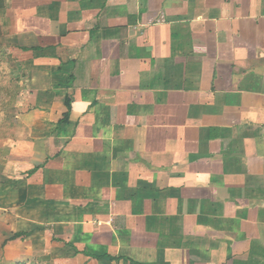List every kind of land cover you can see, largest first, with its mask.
Here are the masks:
<instances>
[{"label": "crops", "instance_id": "obj_1", "mask_svg": "<svg viewBox=\"0 0 264 264\" xmlns=\"http://www.w3.org/2000/svg\"><path fill=\"white\" fill-rule=\"evenodd\" d=\"M0 24L45 210L9 259L264 264V0H4Z\"/></svg>", "mask_w": 264, "mask_h": 264}, {"label": "rangeland", "instance_id": "obj_2", "mask_svg": "<svg viewBox=\"0 0 264 264\" xmlns=\"http://www.w3.org/2000/svg\"><path fill=\"white\" fill-rule=\"evenodd\" d=\"M7 41L0 24V264H28L23 259H9L6 249L14 233L28 229L27 216L41 217L45 211L40 200L43 191L22 170L30 168L33 151L42 153L38 150L41 126L35 125L39 113L25 109V98L30 97L26 72L10 58ZM35 181L39 183L40 176Z\"/></svg>", "mask_w": 264, "mask_h": 264}, {"label": "trees", "instance_id": "obj_3", "mask_svg": "<svg viewBox=\"0 0 264 264\" xmlns=\"http://www.w3.org/2000/svg\"><path fill=\"white\" fill-rule=\"evenodd\" d=\"M4 8V0H0V14H1V10ZM66 106L68 108V112L65 113L64 118L62 119V121H60V123H65L68 121L69 116H70V112L72 110V96L68 94V96L66 97ZM39 168V166H36L34 169L30 170L28 173L29 175H32L37 169ZM27 233L25 232H16L13 234V236L11 237V239H17L19 237L25 236ZM18 264H25V263H18Z\"/></svg>", "mask_w": 264, "mask_h": 264}]
</instances>
